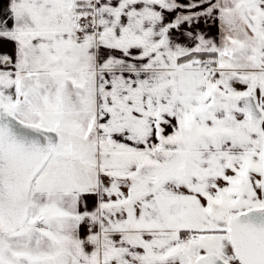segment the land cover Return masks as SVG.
I'll use <instances>...</instances> for the list:
<instances>
[{
    "label": "snow or ice",
    "instance_id": "6c2138e0",
    "mask_svg": "<svg viewBox=\"0 0 264 264\" xmlns=\"http://www.w3.org/2000/svg\"><path fill=\"white\" fill-rule=\"evenodd\" d=\"M0 264H264V0H0Z\"/></svg>",
    "mask_w": 264,
    "mask_h": 264
}]
</instances>
